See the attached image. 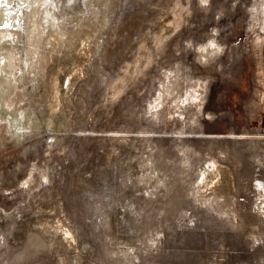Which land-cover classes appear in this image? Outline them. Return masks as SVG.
<instances>
[{
    "label": "rangeland",
    "instance_id": "374dc122",
    "mask_svg": "<svg viewBox=\"0 0 264 264\" xmlns=\"http://www.w3.org/2000/svg\"><path fill=\"white\" fill-rule=\"evenodd\" d=\"M29 1L0 264H264V0Z\"/></svg>",
    "mask_w": 264,
    "mask_h": 264
},
{
    "label": "bare ground",
    "instance_id": "6f19581e",
    "mask_svg": "<svg viewBox=\"0 0 264 264\" xmlns=\"http://www.w3.org/2000/svg\"><path fill=\"white\" fill-rule=\"evenodd\" d=\"M0 1H2V0H0ZM4 1L7 4H10L12 2V0H4ZM40 1H42V0H30L28 3L25 2V4L27 3L25 6L27 8H29L28 12L31 13L32 15H34L36 12V8L33 7V4L40 5L39 4ZM22 3H24V0H22ZM261 6L264 8V1L262 2ZM34 26H36V24ZM8 27L9 26L6 24V22H4L2 20V22L0 23V123L2 124L3 130H4L3 133H5L4 137H6V139L9 141L13 139L16 142V141L21 140V138L24 135H26V133H29L28 131H29L30 126L34 122H36V118H33V113L28 109L30 107L27 108L25 105H22V104L15 106L13 104L15 97L20 92V88L24 87L26 85V84L25 85L23 84L22 86L19 85L18 76L20 74L23 75L24 73L29 74L30 72L31 73L35 72V70L37 71L40 67H42L41 65H42L43 56H42V53L40 52L41 47L38 46L39 40H40L39 39L40 36L38 35L40 33L38 32V30H37L38 34L36 33V35H34V33H35L34 32V33H32L33 36L28 37L29 41H31V43L28 42V43H30L29 44L30 51H29V54L27 53L28 56H30V58L29 57L23 58V56H21L18 52L15 53V48H16V45H17L19 39L16 36V33H13ZM36 27H38V26H36ZM28 49H27V51H28ZM49 54H51V52ZM44 66H43V68H44ZM29 70H30V72H29ZM260 80H262V79H260ZM260 80H259V85L263 84V83H261ZM54 88H56V87H54ZM254 96L257 97V92H255ZM54 98H56V97H54ZM16 103L17 102H15V104ZM18 103H19V100H18ZM29 106L32 107V105H30V104H29ZM53 112L55 113V111L52 110V113ZM49 114L51 115V113H49ZM52 116L50 117L49 120L52 119ZM44 121L45 120H43V122ZM54 125L55 126L56 125L62 126L63 124L59 123V122L54 124V122L51 121L50 123L47 124L48 129L52 130ZM51 139H53V137H51ZM13 140H12V142H13ZM179 176H181V175H179ZM23 181H21V182L23 184H25ZM176 183H178V182H176ZM22 186H24V185H22Z\"/></svg>",
    "mask_w": 264,
    "mask_h": 264
},
{
    "label": "snow or ice",
    "instance_id": "6c2138e0",
    "mask_svg": "<svg viewBox=\"0 0 264 264\" xmlns=\"http://www.w3.org/2000/svg\"><path fill=\"white\" fill-rule=\"evenodd\" d=\"M209 46L212 47V48H215V45L212 44L211 42H210ZM202 51H206V49H202Z\"/></svg>",
    "mask_w": 264,
    "mask_h": 264
}]
</instances>
